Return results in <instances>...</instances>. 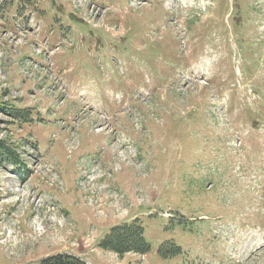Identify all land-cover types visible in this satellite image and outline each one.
I'll return each instance as SVG.
<instances>
[{"label":"rangeland","instance_id":"374dc122","mask_svg":"<svg viewBox=\"0 0 264 264\" xmlns=\"http://www.w3.org/2000/svg\"><path fill=\"white\" fill-rule=\"evenodd\" d=\"M0 141V264H264V0H0Z\"/></svg>","mask_w":264,"mask_h":264},{"label":"trees","instance_id":"16d2710c","mask_svg":"<svg viewBox=\"0 0 264 264\" xmlns=\"http://www.w3.org/2000/svg\"><path fill=\"white\" fill-rule=\"evenodd\" d=\"M8 158V159H7ZM19 154L17 148L7 142L0 141V168L3 159L11 160L15 167H19ZM144 228L140 221H134L131 224L118 226L108 233L99 247L104 250L116 253L119 256L126 253H136L140 255L147 254L151 247L147 244L144 237ZM180 250V249H178ZM35 264H87L80 261L76 256L58 255L46 258Z\"/></svg>","mask_w":264,"mask_h":264},{"label":"bare ground","instance_id":"6f19581e","mask_svg":"<svg viewBox=\"0 0 264 264\" xmlns=\"http://www.w3.org/2000/svg\"><path fill=\"white\" fill-rule=\"evenodd\" d=\"M180 2H183L185 5H187L189 0H180Z\"/></svg>","mask_w":264,"mask_h":264}]
</instances>
